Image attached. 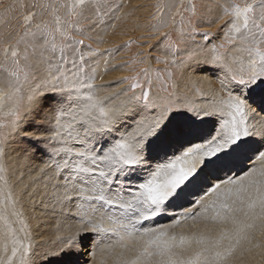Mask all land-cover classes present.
I'll return each instance as SVG.
<instances>
[{
    "label": "snow or ice",
    "instance_id": "6c2138e0",
    "mask_svg": "<svg viewBox=\"0 0 264 264\" xmlns=\"http://www.w3.org/2000/svg\"><path fill=\"white\" fill-rule=\"evenodd\" d=\"M29 7L0 36V264H264V0H158L156 43L104 84L122 3ZM32 160L51 244L17 207Z\"/></svg>",
    "mask_w": 264,
    "mask_h": 264
},
{
    "label": "rangeland",
    "instance_id": "374dc122",
    "mask_svg": "<svg viewBox=\"0 0 264 264\" xmlns=\"http://www.w3.org/2000/svg\"><path fill=\"white\" fill-rule=\"evenodd\" d=\"M36 0H0V36L12 35L22 32L23 16L28 11H37L31 9L29 6L35 3ZM123 7L117 13L120 19L113 20L114 27L109 28L108 34L104 37V42L96 45L102 52L105 49H118L113 51L111 55L99 57L101 69L104 68L103 60H109L108 70L100 71L97 76L96 83L104 84L112 82L116 77L130 75L129 68L126 65L131 64V61L139 53L150 51L149 45L156 43V37L151 35L150 25L155 24L153 15L156 12L155 5L158 0H118ZM13 4L14 6L9 11H4V5ZM175 10V9H174ZM38 22V21H37ZM215 28V26H213ZM157 36L159 33L156 34ZM175 37V33H173ZM223 40V33H220L217 43ZM87 43V41H86ZM127 45V46H125ZM144 64H137V70L144 67ZM153 67H163V65H156ZM110 90V89H109ZM195 93H189L190 99L198 98ZM193 97V98H192ZM200 100H192L191 105H196Z\"/></svg>",
    "mask_w": 264,
    "mask_h": 264
},
{
    "label": "bare ground",
    "instance_id": "6f19581e",
    "mask_svg": "<svg viewBox=\"0 0 264 264\" xmlns=\"http://www.w3.org/2000/svg\"><path fill=\"white\" fill-rule=\"evenodd\" d=\"M215 85H213L214 87ZM205 92L208 91L205 86L203 89ZM197 95H194V97ZM191 98V97H190ZM188 97V102L192 103V100L197 101L200 100L196 105H204L210 100V96L205 98L202 96H198V98L190 99ZM43 166V162L39 160H32L27 162V166L22 164L16 171L12 180L15 185V192L19 195L21 190L25 188L27 185V192L33 191L36 187H41L44 183L43 178L37 177V172L40 167ZM33 178H37L39 180V185L32 183ZM17 207L23 212L24 217L27 219V222L30 224L32 229V234L35 242L42 243L47 242L51 244L55 241L56 236L59 234L58 225L60 221L57 217L48 215H43V206L41 205L39 209L33 208V201L30 199L25 192L23 195H19V204ZM180 231H187V229H177ZM120 250L117 249V252Z\"/></svg>",
    "mask_w": 264,
    "mask_h": 264
}]
</instances>
